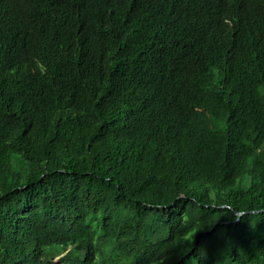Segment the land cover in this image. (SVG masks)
I'll return each instance as SVG.
<instances>
[{
	"label": "trees",
	"instance_id": "trees-1",
	"mask_svg": "<svg viewBox=\"0 0 264 264\" xmlns=\"http://www.w3.org/2000/svg\"><path fill=\"white\" fill-rule=\"evenodd\" d=\"M0 264H264V0H0Z\"/></svg>",
	"mask_w": 264,
	"mask_h": 264
},
{
	"label": "water",
	"instance_id": "water-1",
	"mask_svg": "<svg viewBox=\"0 0 264 264\" xmlns=\"http://www.w3.org/2000/svg\"><path fill=\"white\" fill-rule=\"evenodd\" d=\"M243 215V213L240 214V216Z\"/></svg>",
	"mask_w": 264,
	"mask_h": 264
}]
</instances>
